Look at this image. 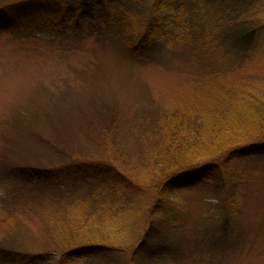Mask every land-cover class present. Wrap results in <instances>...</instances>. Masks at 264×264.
<instances>
[{
    "label": "trees",
    "instance_id": "obj_1",
    "mask_svg": "<svg viewBox=\"0 0 264 264\" xmlns=\"http://www.w3.org/2000/svg\"><path fill=\"white\" fill-rule=\"evenodd\" d=\"M104 1L130 3L136 14L123 25L119 17L100 10ZM174 1L0 0V33L17 29L22 21L45 19L39 27L47 31L51 45L109 43L121 48L125 59L141 65L162 61L159 51L148 55L153 46L163 50L191 39L199 40L210 50H221L229 58H264V0H226L235 7H223L219 2L207 13L183 8ZM67 82H56L52 90L31 101L34 103L30 110H18L14 115L12 138H4L12 143V149L6 154L5 150L0 151V175L7 189L2 200L14 219L17 217L12 209L18 207L24 213L43 215L52 212L43 205L49 193L51 200L60 203L56 213L61 210L64 218L71 215L78 219L69 230L63 223L47 219L45 232L51 242L40 252L0 245V264H68L72 258H92L103 264H152L159 256L178 255L172 244H167L180 221L178 212H167L169 199L176 187H194L202 179L212 181L209 191L215 200V233L206 247L239 244L233 221L240 210V164L250 157L264 156V80L229 93L219 86L214 93L217 98L208 94L204 106L158 109L147 155L160 178L152 204L146 203L142 198L145 195L133 188L130 179L111 162L73 155L71 146L78 140L74 128L90 110L83 105L88 97L69 98ZM63 97L67 100L60 102ZM55 103H64L68 114L63 115ZM45 150H51L60 160L43 161ZM79 176L106 183L108 189L93 190L83 200L77 192ZM107 191L110 193L103 194ZM135 199L145 204L140 223L134 222L135 212L130 213L128 207ZM12 229V239H21L23 234L19 231L23 226ZM131 233L133 237L129 238ZM54 252L58 253L57 259L50 255ZM182 256L180 253L174 257Z\"/></svg>",
    "mask_w": 264,
    "mask_h": 264
},
{
    "label": "rangeland",
    "instance_id": "obj_2",
    "mask_svg": "<svg viewBox=\"0 0 264 264\" xmlns=\"http://www.w3.org/2000/svg\"><path fill=\"white\" fill-rule=\"evenodd\" d=\"M219 2L223 7H235L226 0H175L174 4L207 13L209 7ZM100 10L119 17L123 25L136 14L132 4L122 1H104ZM43 20L22 21L17 29L0 33V151L5 150L6 154L12 149V143L5 139L12 138L16 112L30 110L32 100L39 99L52 90L56 82L65 79L70 87L69 98L88 97L83 100V105H88L84 109L90 110L84 121L79 119L80 125L74 128L78 140L71 146L73 155L96 162H111L130 179L133 188L135 186L140 194L145 195L142 198L148 204L155 200L156 186L160 182L158 172L150 166L147 156L149 135L153 132L158 109H192L203 105L208 94L216 99L215 88L219 86L229 93L242 91L249 85L253 87L264 80V58L261 56L229 58L221 50H210L199 40L191 39L163 50L153 46L148 55L153 56L159 51L161 56L158 58L162 61L141 65L125 59L121 48L109 43L51 45L46 38L47 31L39 27ZM64 100L67 98L63 97L60 102ZM55 104L63 115L68 114H65L67 107L63 109L64 103ZM99 111L102 114L97 117ZM145 124L148 125L146 129L143 128ZM44 152L43 161L50 159L55 163L60 160L51 150ZM240 166V210L233 221L240 241L237 247H206L215 233L212 228L215 200L209 191L212 181L202 179L194 187H176L167 207L168 213L180 214V221L167 244H172L174 251L184 256L162 255L152 264H264V156L250 157ZM1 178L0 175V245L17 251L40 252L51 242L45 232L47 219L48 222L63 223L68 230L75 225L78 218L71 215L64 218L61 210L56 213L60 203L51 200L49 193H46L43 205L45 210L51 208L52 212L43 215L41 212L24 213V209L18 207L12 209L17 218H12L8 204L2 200L7 189ZM87 178L79 176L75 182L83 200L93 190L102 192L108 189L106 183ZM144 205L136 199L128 205L130 213L135 212L134 222L140 223L144 219ZM132 219L130 217V221ZM19 224L23 226L19 231L23 235L21 239H12L10 232ZM132 234L128 237H133ZM50 255L55 259L59 257L57 252ZM68 264L103 263L92 258H72Z\"/></svg>",
    "mask_w": 264,
    "mask_h": 264
}]
</instances>
